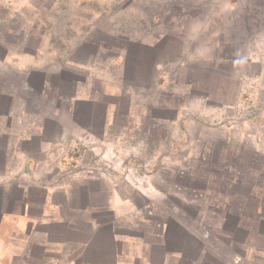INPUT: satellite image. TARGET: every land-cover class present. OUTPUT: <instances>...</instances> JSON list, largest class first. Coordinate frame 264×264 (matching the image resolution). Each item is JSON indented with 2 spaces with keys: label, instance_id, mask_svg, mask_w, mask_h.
<instances>
[{
  "label": "rangeland",
  "instance_id": "374dc122",
  "mask_svg": "<svg viewBox=\"0 0 264 264\" xmlns=\"http://www.w3.org/2000/svg\"><path fill=\"white\" fill-rule=\"evenodd\" d=\"M0 264H264V0H0Z\"/></svg>",
  "mask_w": 264,
  "mask_h": 264
}]
</instances>
